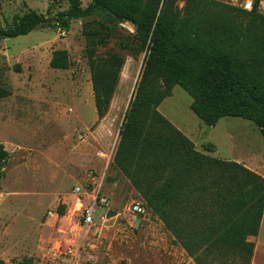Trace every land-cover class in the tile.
Returning a JSON list of instances; mask_svg holds the SVG:
<instances>
[{"label":"rangeland","instance_id":"rangeland-1","mask_svg":"<svg viewBox=\"0 0 264 264\" xmlns=\"http://www.w3.org/2000/svg\"><path fill=\"white\" fill-rule=\"evenodd\" d=\"M80 1L82 8L89 4ZM67 8L66 0H0V29L29 11L50 20ZM82 24L72 22L67 33L44 25L0 41V86L11 94L0 100V145L10 155L0 177V264H194L113 163L143 56L121 51L113 39L99 51L124 63L108 112L98 120ZM121 28L129 34L135 29L129 23ZM59 50L68 54L66 70L49 67ZM190 104L174 87L158 111L196 151L241 164L264 180V137L255 125L224 118L208 128ZM208 144L211 152L205 151ZM100 183L110 204L85 228L88 197L76 196L74 188L89 194ZM134 204L145 213L133 214ZM259 231L248 241L262 246L264 225ZM251 264H264L263 247Z\"/></svg>","mask_w":264,"mask_h":264},{"label":"trees","instance_id":"trees-1","mask_svg":"<svg viewBox=\"0 0 264 264\" xmlns=\"http://www.w3.org/2000/svg\"><path fill=\"white\" fill-rule=\"evenodd\" d=\"M50 28L69 32L82 21L85 58L98 120L108 112L123 59L100 54L108 41L135 56L142 70L130 99L113 158L147 208L194 264H251L264 216V180L243 165L213 159L158 111L174 87L206 127L224 118L255 125L264 137V17L210 0H66ZM183 2L182 9L178 3ZM27 12L0 29V41L44 27ZM135 26L132 34L121 26ZM49 67L66 70V51ZM0 86V100L10 97ZM213 146L208 144L206 152ZM10 159L0 145V177Z\"/></svg>","mask_w":264,"mask_h":264},{"label":"built area","instance_id":"built-area-1","mask_svg":"<svg viewBox=\"0 0 264 264\" xmlns=\"http://www.w3.org/2000/svg\"><path fill=\"white\" fill-rule=\"evenodd\" d=\"M220 3L230 8L264 17V0H210ZM102 156V155H101ZM101 183L92 188L89 194L82 187L74 188L76 196H87L88 202L82 208V220L85 228H90L95 222L97 211L106 209L109 206V200L100 192ZM131 212L136 215H143L145 210L139 205L131 206Z\"/></svg>","mask_w":264,"mask_h":264},{"label":"crops","instance_id":"crops-1","mask_svg":"<svg viewBox=\"0 0 264 264\" xmlns=\"http://www.w3.org/2000/svg\"><path fill=\"white\" fill-rule=\"evenodd\" d=\"M262 225H264V219L262 220ZM262 225H260V226H262ZM260 230V229H259ZM260 232V231H259ZM259 232H258V238L260 237L259 236ZM258 247H263L264 248V245H262V246H259L258 244L257 245H255V250H254V255H253V258L255 257V255H256V252H257V249H258Z\"/></svg>","mask_w":264,"mask_h":264},{"label":"water","instance_id":"water-1","mask_svg":"<svg viewBox=\"0 0 264 264\" xmlns=\"http://www.w3.org/2000/svg\"><path fill=\"white\" fill-rule=\"evenodd\" d=\"M56 19H50V20H45L42 24L43 25H50L51 23H55ZM133 28H135V26L133 25Z\"/></svg>","mask_w":264,"mask_h":264}]
</instances>
